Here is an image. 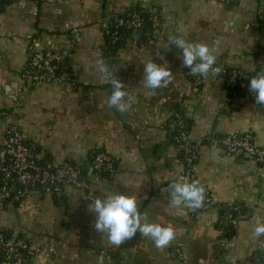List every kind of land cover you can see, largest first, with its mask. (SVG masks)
Returning <instances> with one entry per match:
<instances>
[{
    "label": "crops",
    "instance_id": "0c3cea01",
    "mask_svg": "<svg viewBox=\"0 0 264 264\" xmlns=\"http://www.w3.org/2000/svg\"><path fill=\"white\" fill-rule=\"evenodd\" d=\"M137 3L158 7L162 30L155 41L128 44L116 53L99 20L105 12ZM74 29H77L75 33ZM218 45L217 64L255 76L264 71V0H11L0 9V146L12 122L37 157L54 164L80 162L90 192L65 185L61 198L41 191L20 205L0 201V229L21 232L38 253L30 264H238L264 255V162L227 153L212 136H251L264 149V106L235 95L227 78L203 77L196 85L169 36ZM169 46V47H168ZM68 50V81L35 86L23 78L32 49ZM159 54V55H158ZM162 57V58H161ZM103 59L125 85L132 107L107 106L112 87L101 78ZM167 67V88L143 86L144 65ZM182 113L194 141H202L193 176L219 204L244 203L250 215L220 247L215 210L169 206L162 193L186 172L182 150L168 122ZM102 149L116 164L113 177L94 179L90 152ZM108 193L135 196L148 223L172 226L176 239L158 249L139 232L119 247L94 230L91 199ZM264 264V262L262 263Z\"/></svg>",
    "mask_w": 264,
    "mask_h": 264
},
{
    "label": "built area",
    "instance_id": "2783aa9c",
    "mask_svg": "<svg viewBox=\"0 0 264 264\" xmlns=\"http://www.w3.org/2000/svg\"><path fill=\"white\" fill-rule=\"evenodd\" d=\"M231 3L235 0H221ZM150 20L157 28L160 25V11L153 6L149 7ZM144 17L135 12L129 14L127 18H117L116 24L137 32L144 24ZM107 36L113 40L119 38L117 30L112 31L106 17L102 16L99 20ZM77 33V29H74ZM68 50H57L52 48L32 49L29 53L28 62L24 68L23 78L31 81L35 86L46 83H65L68 81ZM218 66V65H216ZM220 67V66H218ZM220 74L226 73L224 67ZM219 74V75H220ZM244 73L232 70L229 73L228 81L231 86L240 85L247 89V96L255 101V94L249 91L250 84H247ZM196 85L203 81L202 76H194ZM168 128L174 141L180 145L182 150V161L185 164L186 172L182 177L192 180V174L196 160L199 155V148L202 141H194L189 134L187 119L182 113H176L168 122ZM209 140L218 144L229 154L238 155L247 159H254L264 162V149L260 148L251 136L238 137L236 135L212 136ZM114 159L106 153L99 151L93 156L92 169L96 171H108L114 174ZM82 165L80 162H64L54 164L50 161H41L34 155L31 148L25 142L23 131L12 122L6 127L5 142L0 146V175L2 185L0 197H7L15 185L21 186L16 191L15 199L20 200L25 194H29L31 188L43 187L47 193L62 194L64 185H74L83 188L90 187L88 183L79 181L82 175ZM180 179L174 180L172 183ZM15 184V185H14ZM206 189V188H205ZM206 204L218 205L206 189ZM247 215H240L245 218ZM232 233V230H227ZM227 237L222 238L221 243L226 244ZM38 250H34L23 237L17 235H5L0 232V264H24L29 256L37 255ZM255 260L260 258L253 257ZM244 264H254L245 262Z\"/></svg>",
    "mask_w": 264,
    "mask_h": 264
},
{
    "label": "clouds",
    "instance_id": "9594fccd",
    "mask_svg": "<svg viewBox=\"0 0 264 264\" xmlns=\"http://www.w3.org/2000/svg\"><path fill=\"white\" fill-rule=\"evenodd\" d=\"M168 41L169 46L181 50L183 66L188 68L193 76L208 78L221 73L222 69L216 66L220 52L218 45L210 47L206 43L189 42L182 36L175 35L169 36ZM96 65L101 78L113 89L107 99V106L119 112L128 111L132 107V101L130 97L126 99L128 93L122 90L125 85L116 77V68H111L102 58L96 61ZM173 78L167 67L154 63L152 59L144 65L143 86L151 90L150 95H154L156 89L167 88ZM249 91L255 94V103L264 106V71L250 79ZM162 193H167L169 206H183L193 212L205 206L206 189L199 181H188L187 178L181 177L177 182L162 189ZM87 211L95 217L94 230L103 236L106 234L109 244L116 247L131 240L137 232L150 238L158 249L167 248L176 239V229L172 226L146 222L147 215L139 211L135 196L108 193L103 197L91 199ZM262 235L264 223L258 224L254 229L255 237Z\"/></svg>",
    "mask_w": 264,
    "mask_h": 264
},
{
    "label": "trees",
    "instance_id": "16d2710c",
    "mask_svg": "<svg viewBox=\"0 0 264 264\" xmlns=\"http://www.w3.org/2000/svg\"><path fill=\"white\" fill-rule=\"evenodd\" d=\"M10 1L11 0H0V9H1L2 4L4 2L8 3ZM152 6L156 7L158 9L157 6H155V5H152ZM149 7L150 6H147L145 4L137 3L136 5L133 6L132 9H130V11H127V12H124V13H118V12H115L114 10H111L109 12H105L104 13V17H106V19H107V21H108V23L110 25V29L112 31L117 30L118 33L120 34L119 38H117L115 40H113V38L111 36H107L109 47H110V50H112V52L116 53L119 49H121L122 47H124V46H126L128 44L129 45L130 44H137V43H140V42H143V41H147V42L148 41H155L159 37V35L161 33V30H162V28H161L162 27V18H161V15H160V25L157 28H155L153 26L152 20H150ZM135 12L140 13L145 19L142 28L140 30H138L137 32H133L130 29H127V28H125L123 26H118L116 24V19L117 18H127L129 16V14H133ZM216 65H218V64H216ZM67 68H68V65H67ZM224 69H226V73L220 74V75L224 76L225 78H227V80H228L229 73L232 70H236V69L228 68V67H224ZM239 72H241V71H239ZM241 73H244V75H247V77H245V80H246L247 84H250V79L252 77H254V76L251 73H246V72H241ZM230 90L235 95H242V94L243 95L244 94L247 95L248 94L247 89L245 87L240 86V85H235V86H231L230 85ZM187 126H188V122H187ZM25 142H26V144L29 145V147L31 148V150L34 153V155H36V153L34 152L33 147L26 141V139H25ZM99 151L105 152L102 149L92 150L90 152L91 165H92L93 156ZM71 162H73V161H71ZM114 163H115V161H114ZM114 169H115L114 170V174H115V172H116V164H115ZM83 173L86 174V171L83 170ZM114 174H110V172H108V171L99 172V171L94 170V179H98L99 180V179H102L104 177L105 178L106 177L111 178V177L114 176ZM83 181L88 183L89 186H90L91 182L93 181V179H88L87 178V179H85ZM191 181H197L195 179V177L193 176V174H192V180ZM1 185H2V176L0 175V188H1ZM19 188H21V186L15 185V188L10 191V195L5 197V198L0 197V201H2V203L5 206L16 207V206L20 205L29 195H31V193H33L35 191H41L44 194L52 195L53 198H56V199L58 198L59 199V198H61V196H62V194H63V192L65 190V185L63 186V192L60 195H57L55 193H47L44 190L43 187L37 186V187L31 188L30 189L31 192L29 194H25L20 200H16L15 199V195H16V191ZM89 188L90 187L85 188V190L90 192ZM202 209H212V210L216 211L217 218H218V227L222 231V234H221V237H220L221 238L220 241L224 237H227L229 240H231L232 237L235 234V231H236V228H237V225H238L239 221H241L242 219L247 218L250 215L249 208L244 203H241V202H234V203H231V204L219 203L218 205H210V204H206L205 203V206ZM240 215H247V216L245 218H239ZM227 230H232V233L228 234ZM0 232L4 233L5 235H9V236L17 235L19 237L25 238V240L28 242L30 247H32L35 250V247H34V244H33L32 240L30 238L24 236L21 232H19V233L11 232V231L4 230V229H0ZM224 245L225 244H222L221 242L219 244L220 247H222ZM258 256L260 258L259 260H255L251 256V257L247 258L246 260L241 261L238 264H244L245 262H253L254 264H262L264 262V255L258 254ZM34 257H36V255L35 256H29L24 264H30Z\"/></svg>",
    "mask_w": 264,
    "mask_h": 264
},
{
    "label": "water",
    "instance_id": "95a60500",
    "mask_svg": "<svg viewBox=\"0 0 264 264\" xmlns=\"http://www.w3.org/2000/svg\"><path fill=\"white\" fill-rule=\"evenodd\" d=\"M79 181H83V175H80Z\"/></svg>",
    "mask_w": 264,
    "mask_h": 264
}]
</instances>
